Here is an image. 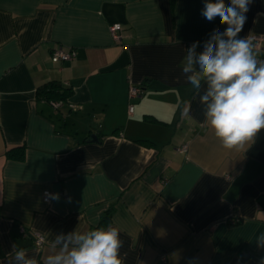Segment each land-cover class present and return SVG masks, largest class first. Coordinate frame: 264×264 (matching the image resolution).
Listing matches in <instances>:
<instances>
[{
  "label": "crops",
  "instance_id": "0c3cea01",
  "mask_svg": "<svg viewBox=\"0 0 264 264\" xmlns=\"http://www.w3.org/2000/svg\"><path fill=\"white\" fill-rule=\"evenodd\" d=\"M203 6L0 0V264L13 245L44 264L59 251L57 235L95 229L109 210L123 264H261L264 129L223 148L181 73L191 44L200 41V52L226 27L207 21ZM246 15L240 37H264V0ZM113 24L122 26L119 42ZM57 49L74 59L52 63ZM50 81L72 91L57 110L36 97ZM130 85L144 89L138 100ZM18 147L23 160L7 159ZM46 190L59 198L45 204Z\"/></svg>",
  "mask_w": 264,
  "mask_h": 264
},
{
  "label": "clouds",
  "instance_id": "9594fccd",
  "mask_svg": "<svg viewBox=\"0 0 264 264\" xmlns=\"http://www.w3.org/2000/svg\"><path fill=\"white\" fill-rule=\"evenodd\" d=\"M252 2L228 0L226 4L225 0H204L201 15L209 22L219 17L220 25L226 27L222 32L213 29L200 52L196 51L200 41L193 42L181 66L185 82L199 95L205 108V123L225 149L254 141L264 129V60H258L252 39L239 35ZM53 198L58 199V194ZM256 241L258 247H264V232ZM123 244L116 226L59 234L52 245H59V251L48 255L44 264H123ZM4 264L38 261L29 257L26 249L13 245Z\"/></svg>",
  "mask_w": 264,
  "mask_h": 264
},
{
  "label": "built area",
  "instance_id": "2783aa9c",
  "mask_svg": "<svg viewBox=\"0 0 264 264\" xmlns=\"http://www.w3.org/2000/svg\"><path fill=\"white\" fill-rule=\"evenodd\" d=\"M122 31V26L120 24H113L109 26L108 32L110 34V37L116 41L119 42L121 40L120 33ZM252 39L254 45H255V51L257 53V58L258 60H264V37L260 35H252L248 37ZM203 50V47H202ZM75 57V52L72 49H57L54 50L50 56V59L52 63L57 64L61 62H67V61H72ZM144 93V89L141 86H136V85H130L128 89V97L130 100L135 101L138 100ZM49 105L57 110L62 106V101H56V102H50ZM79 106L71 105V110L75 111L79 109ZM134 110V105H130L128 108V112L131 114L133 113ZM181 153H186L187 151V146L183 145L179 149ZM53 194L52 192L46 190L42 194V200L45 204H49L52 200ZM35 245L37 248L42 247L44 243V239L41 236H36L35 240ZM162 263H164L165 259L162 257L161 259Z\"/></svg>",
  "mask_w": 264,
  "mask_h": 264
},
{
  "label": "trees",
  "instance_id": "16d2710c",
  "mask_svg": "<svg viewBox=\"0 0 264 264\" xmlns=\"http://www.w3.org/2000/svg\"><path fill=\"white\" fill-rule=\"evenodd\" d=\"M72 91L70 88L63 86L58 81H50L42 86H40L36 91V97L38 101H43L46 103L64 101L70 95ZM7 159H14L21 161L24 158V147H18L16 149L6 152ZM112 211L109 210L104 213L100 219L98 227H107L111 221Z\"/></svg>",
  "mask_w": 264,
  "mask_h": 264
},
{
  "label": "water",
  "instance_id": "95a60500",
  "mask_svg": "<svg viewBox=\"0 0 264 264\" xmlns=\"http://www.w3.org/2000/svg\"><path fill=\"white\" fill-rule=\"evenodd\" d=\"M95 141H96V139H95ZM242 256H243V258H247L248 256H250V254L249 253H244Z\"/></svg>",
  "mask_w": 264,
  "mask_h": 264
}]
</instances>
